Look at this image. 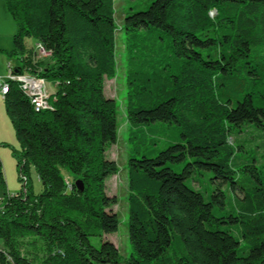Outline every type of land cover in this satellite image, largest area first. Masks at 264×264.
Returning <instances> with one entry per match:
<instances>
[{
  "label": "trees",
  "instance_id": "obj_1",
  "mask_svg": "<svg viewBox=\"0 0 264 264\" xmlns=\"http://www.w3.org/2000/svg\"><path fill=\"white\" fill-rule=\"evenodd\" d=\"M5 3L14 68L57 88L41 111L17 82L4 96L27 183L8 193L0 158V264L121 263L111 239L90 240L120 223L106 191L119 172L107 157L119 103L105 94L118 30L130 123L126 264H264V0H152L120 27L114 0ZM37 44L51 56L37 59Z\"/></svg>",
  "mask_w": 264,
  "mask_h": 264
},
{
  "label": "rangeland",
  "instance_id": "obj_2",
  "mask_svg": "<svg viewBox=\"0 0 264 264\" xmlns=\"http://www.w3.org/2000/svg\"><path fill=\"white\" fill-rule=\"evenodd\" d=\"M152 0H114L115 16L119 27L123 23L124 16L133 7L135 10L144 9ZM6 18V19H5ZM8 20V21H7ZM4 29L9 30L12 28L11 34V46L10 49L2 48L0 54H4L7 59L5 60L0 56V85L5 80L7 75V61L16 62V57H8L7 52L14 48L13 35L16 31V24L9 13H6V17L1 19ZM125 32L123 30L117 31V73L112 79H105V94L108 97H113L119 103V132L117 142L111 145L107 150V157L115 159L119 172L107 178L106 191L110 195H116L118 197V204L113 206L119 214V226L118 230L113 233H104L102 230H97L90 236L91 242L100 246L102 239H111L118 246L121 254V263L126 264V259L132 251V245L129 240L128 234V218H129V205L128 196L130 193L128 183V159H129V143L128 137L130 132V123L126 115L127 111V99H128V85H127V51ZM26 44L30 47L33 46L34 41L30 38L26 39ZM9 59V60H8ZM45 88L48 95L54 94L56 91V85L54 82L46 81ZM164 144L160 143V147ZM19 143L16 137L15 129L7 114L4 95L0 91V158L3 162L5 179H6V191L7 189L11 194L19 193L24 186V181L21 180L20 167L18 166V152ZM31 179L36 192L42 189V184L38 179L35 170H32ZM200 182L206 186H214L208 180L207 176H200ZM198 188L199 185L195 183ZM4 187L0 185V193H4ZM0 247H3V242L0 240Z\"/></svg>",
  "mask_w": 264,
  "mask_h": 264
},
{
  "label": "built area",
  "instance_id": "obj_3",
  "mask_svg": "<svg viewBox=\"0 0 264 264\" xmlns=\"http://www.w3.org/2000/svg\"><path fill=\"white\" fill-rule=\"evenodd\" d=\"M35 49V57L37 59H44L51 56V52L42 44H37ZM11 82H17L20 84L24 92L29 96L36 111L51 107V95L47 94L45 88L46 81L43 78L27 73H20L11 64H8L7 75L0 85V91L4 96L9 91ZM23 179L24 184H26L27 178L23 177ZM5 200L6 197L3 194L0 195V212L3 211Z\"/></svg>",
  "mask_w": 264,
  "mask_h": 264
},
{
  "label": "crops",
  "instance_id": "obj_4",
  "mask_svg": "<svg viewBox=\"0 0 264 264\" xmlns=\"http://www.w3.org/2000/svg\"><path fill=\"white\" fill-rule=\"evenodd\" d=\"M6 13H9L5 0H0V50L2 48L4 49H10L12 47L11 46V34H12V28L9 30L4 29L3 25H2V17H6ZM6 19V18H5ZM8 21V20H7ZM34 45V44H33ZM0 56L2 58H4L5 60L7 59V57L4 54H0ZM9 60V59H8ZM8 64H11L13 67L18 65V62H14L12 63V61H7V71H8ZM16 69V68H15ZM54 84L56 85V82H54ZM57 88V87H56ZM55 93V92H54ZM7 192L10 193V191L7 189ZM3 193H0V195H2Z\"/></svg>",
  "mask_w": 264,
  "mask_h": 264
},
{
  "label": "water",
  "instance_id": "obj_5",
  "mask_svg": "<svg viewBox=\"0 0 264 264\" xmlns=\"http://www.w3.org/2000/svg\"><path fill=\"white\" fill-rule=\"evenodd\" d=\"M76 184H77V187H78L81 191H83V189H84V184H83V182H82L81 180H78V181L76 182Z\"/></svg>",
  "mask_w": 264,
  "mask_h": 264
}]
</instances>
